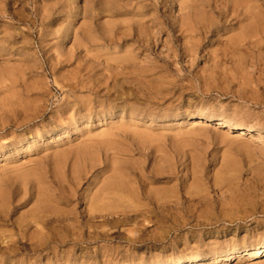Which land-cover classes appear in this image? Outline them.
Segmentation results:
<instances>
[{"label": "rangeland", "instance_id": "374dc122", "mask_svg": "<svg viewBox=\"0 0 264 264\" xmlns=\"http://www.w3.org/2000/svg\"><path fill=\"white\" fill-rule=\"evenodd\" d=\"M263 27L264 0H0V264H164L264 243ZM199 112L251 134L181 120ZM116 176L144 207L88 210ZM204 195L207 226L173 222Z\"/></svg>", "mask_w": 264, "mask_h": 264}, {"label": "bare ground", "instance_id": "6f19581e", "mask_svg": "<svg viewBox=\"0 0 264 264\" xmlns=\"http://www.w3.org/2000/svg\"><path fill=\"white\" fill-rule=\"evenodd\" d=\"M192 2V1H191ZM224 2V1H223ZM185 3V2H184ZM244 3H247V2H244ZM216 5V4H215ZM247 5V4H246ZM252 5V7L254 6L253 4H250ZM248 5V7L250 6ZM239 6V5H238ZM258 6V5H256ZM256 6H255V9H256ZM247 7L246 11L249 9ZM233 8V7H232ZM259 8V7H258ZM254 9V8H251V10ZM254 9V10H255ZM233 14H238V15H241L240 12L235 9L232 11ZM246 13V12H245ZM181 21V20H180ZM243 23V22H242ZM239 25V24H238ZM264 30V27L263 29ZM257 33V32H256ZM257 35V34H256ZM252 35L248 34L247 32L244 33L242 36H238L235 38V40H233L235 43L236 46H238V48H240L239 46H241V44L246 40V38L250 37ZM254 36V41H255V35L253 34ZM258 36V35H257ZM1 37V36H0ZM12 37V36H11ZM252 39V37H251ZM243 47L245 45H242ZM237 48V49H238ZM189 49V48H188ZM241 49V48H240ZM236 50V49H235ZM234 50V51H235ZM230 51V50H229ZM238 51V50H237ZM245 51V50H244ZM228 52V51H226ZM224 52V54L226 53ZM233 53V52H232ZM236 54V53H235ZM234 54V55H235ZM238 55V54H237ZM242 55V54H241ZM240 55V56H241ZM114 116L113 113H104L103 114V119L104 121L108 120L109 118H112ZM90 119L93 118V117H89ZM185 122H218V125L221 124V125H226L229 127V131L231 132L232 130H237L238 132H241L239 134H245V135H249L251 134V129L250 128H243V127H240L239 125H236V124H233L231 122H229L228 120H226L225 117H218V116H215V115H211V114H207V113H204V112H199L198 114H194V115H190L188 117H185L184 119H181ZM79 121V120H76V122ZM82 122V121H81ZM103 123H106V122H103ZM37 132V131H36ZM45 137H54L55 141L56 140H59L61 138V128H57L55 133H51L49 131H46L44 133H40L36 136H33L31 137V139H29L28 141L24 142L23 144H21L19 146V148L21 149V152H24L26 151L28 148H30L32 145H35L37 140H40V139H44ZM101 162V161H100ZM99 162V163H100ZM114 163V162H113ZM115 165V163H114ZM114 171V168L113 170ZM24 174V173H23ZM25 177V176H24ZM81 179L80 177L78 178V180ZM65 180V179H64ZM98 186V185H97ZM77 188V187H76ZM126 192L128 193L126 197H123V194H126ZM2 194V193H0ZM131 193H129L126 189V186H125V181L122 179L121 176H116V178L114 179V181H111L109 183H106L105 186L101 189V191H99L98 193L96 194H92L90 195L89 197L85 198V200H89L91 199L93 202L89 205V203L87 204V209L90 210V211H100V210H107V211H111V210H114V209H117V208H120V207H125V208H131V207H136V206H140V205H144V204H140L139 202H137L136 200H134L132 198V195H130ZM166 194V193H165ZM109 195H120V197L116 198V199H113L111 196ZM158 195V194H157ZM195 195V194H194ZM196 196V195H195ZM131 198V199H127V198ZM191 197V196H190ZM167 198V197H166ZM161 199V198H160ZM159 199V200H160ZM172 199V198H171ZM181 199V198H180ZM209 196H200V198L193 200L192 203L194 205L192 206H189L188 211H184L182 208H174L172 210L171 208V216L172 218L174 219L173 222L174 223H178V222H181V220H183L182 224H179V226H181V228L185 227V226H188L190 223H187L185 220V217L182 216V213L185 212V216H186V212L187 214H195L196 215V223L193 224V227H196V228H199V227H204V226H207L208 224L205 223V222H201L199 219L200 218H205L206 220H212V216L213 215H216V214H212L211 211L209 209L210 208V205H206L207 206V209L208 210H205L204 211V214H202L203 212L197 214V212L199 211V209L197 208V206L199 205H202V206H205V203H209ZM230 201H234V202H237V203H241V202H249V201H252L253 200V197L251 196H247V195H242V196H238V195H233L231 198H229ZM108 201V202H106ZM162 201V200H161ZM159 201L158 204L156 205V211H161V213H165L167 211V208H166V203H163V201L161 202ZM175 201V199H174ZM135 202V203H134ZM146 202V201H145ZM171 202V201H170ZM181 202V201H180ZM187 202V201H186ZM139 205H138V204ZM136 204V205H135ZM188 204V203H187ZM144 207V206H143ZM151 207V206H150ZM243 207V206H242ZM264 208V207H263ZM241 209V208H240ZM37 210V209H36ZM35 210V211H36ZM43 210V209H42ZM176 211L178 212V214H175L174 213V216L172 215V211ZM33 211V210H31ZM170 211V210H168ZM39 212V210H38ZM223 212H225L223 210ZM33 213V212H32ZM46 214V213H45ZM180 214V215H179ZM223 214V213H221ZM35 215V214H34ZM32 215V216H34ZM180 216V218H179ZM148 217V216H147ZM222 217L223 216H219L218 217V220L221 221L222 220ZM230 217V216H229ZM227 217V218H229ZM33 218V217H32ZM42 218V217H41ZM168 217H166L165 215L163 216V221L167 222L166 219ZM44 219V218H42ZM36 220V219H35ZM40 219H38L39 221ZM44 222V221H43ZM53 222V221H52ZM33 223V222H32ZM47 223V222H46ZM45 223V224H46ZM176 225V224H175ZM164 226V225H163ZM176 227H173L172 230H174ZM78 229V228H77ZM71 230V229H70ZM74 230V228H73ZM72 230V231H73ZM80 231V230H79ZM163 232V231H162ZM84 233V232H83ZM2 234V233H0ZM74 234V233H73ZM81 235V234H80ZM77 236V235H76ZM64 237V236H63ZM74 238V237H73ZM72 238V239H73ZM48 241V240H47ZM44 243V242H43ZM43 245V244H42ZM41 245V246H42ZM5 248V247H4ZM41 248V247H40ZM2 250V249H1ZM248 252H252V255H253V258L257 259V258H263L264 256V243H259V244H256L255 246H237V247H233L231 248L230 250L226 251V252H223V253H220V255L214 251H211L209 253H197L195 255H192L191 257L189 256H181L179 257V259H177L176 261L174 262H169V263H164V264H198L199 262H201L202 260H205V259H210V260H215L217 261L218 263H223V262H228V261H231V260H234L236 258H239L241 257L243 254H246ZM163 264V263H161Z\"/></svg>", "mask_w": 264, "mask_h": 264}]
</instances>
